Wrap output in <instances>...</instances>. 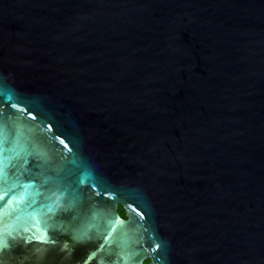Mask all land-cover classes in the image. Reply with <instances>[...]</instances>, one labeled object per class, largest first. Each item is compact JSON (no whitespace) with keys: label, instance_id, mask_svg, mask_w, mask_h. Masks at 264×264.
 <instances>
[{"label":"water","instance_id":"obj_1","mask_svg":"<svg viewBox=\"0 0 264 264\" xmlns=\"http://www.w3.org/2000/svg\"><path fill=\"white\" fill-rule=\"evenodd\" d=\"M0 88V264H264V0H0ZM46 176L90 179L47 212Z\"/></svg>","mask_w":264,"mask_h":264},{"label":"snow or ice","instance_id":"obj_2","mask_svg":"<svg viewBox=\"0 0 264 264\" xmlns=\"http://www.w3.org/2000/svg\"><path fill=\"white\" fill-rule=\"evenodd\" d=\"M0 97L4 98V102H11L13 100V97L8 94L3 88H0ZM13 108H16L17 105L15 103L12 104ZM13 130L15 134H13ZM22 129L21 126L16 123L15 121H12L10 117H5L4 112L2 109H0V182H2V185H0V200L3 199L4 196L8 195V192L12 190V188L16 187V184L19 182L18 180L13 183L10 187H4L8 184L9 176L7 172V168L9 165L12 164L13 160L21 158V153H24L23 156V164L20 165V168H24L25 165L29 163L28 157L32 156L34 153L31 151H27V145L21 143V137H22ZM35 154L37 156H41L42 153L37 149L35 151ZM27 171V169H24ZM19 171V169L17 170ZM37 175H42V173H37ZM84 179H90V177H81L78 180L74 181L73 183L77 185V187H73L72 184H65L63 180L59 178H54L51 176L44 177L43 183L37 188L35 191L34 199L32 200L31 204H29V207L32 206V204L36 203L35 197L43 196L46 203H43L40 205L41 209H47V212H62V211H68L71 210L76 202L77 194L79 191L78 185L83 183ZM94 183V181H93ZM35 184V181H31L29 184H25V189H28L29 187H32ZM43 188V191L40 189ZM60 194V199H54L56 194ZM102 194V193H101ZM15 198V197H14ZM12 199H9L7 204L4 205V208H7L8 205L12 204ZM62 205H65L62 207ZM3 209H0V212H2ZM45 215L47 213H44ZM75 219V217H74ZM40 221L37 220V224H39ZM52 227L51 225H47L40 229L42 232L41 235H37L35 233H32V230L30 228H25L24 231L26 233H31L27 237L24 238V243L28 244L31 243L33 240L39 241L41 243H48L52 242L55 243L54 240H51V238L48 235V228ZM109 236H111V233H109L108 236H105V241H108ZM0 247L9 248L11 245L5 243L2 238H0ZM105 247L104 244H101L99 246V249L97 251L103 250ZM157 248L160 247L159 244L156 245ZM138 252H133L129 254V257L125 259L124 264H129L130 259L138 255ZM96 255V252H93L89 259H92ZM87 264V262H86ZM100 264H104L103 260H101ZM115 264H119V262H115Z\"/></svg>","mask_w":264,"mask_h":264},{"label":"flooded vegetation","instance_id":"obj_3","mask_svg":"<svg viewBox=\"0 0 264 264\" xmlns=\"http://www.w3.org/2000/svg\"><path fill=\"white\" fill-rule=\"evenodd\" d=\"M121 210L124 211L123 207H122L121 205H118V207H117V211H118V213L120 214V216H121L122 218H126L125 211H124V215H123V214L120 212ZM65 239H66V240H69L67 237H65ZM144 263H146V262H144Z\"/></svg>","mask_w":264,"mask_h":264},{"label":"trees","instance_id":"obj_4","mask_svg":"<svg viewBox=\"0 0 264 264\" xmlns=\"http://www.w3.org/2000/svg\"><path fill=\"white\" fill-rule=\"evenodd\" d=\"M120 212L124 215V211L123 210H121ZM144 262H146L145 264L149 263V259H146Z\"/></svg>","mask_w":264,"mask_h":264}]
</instances>
